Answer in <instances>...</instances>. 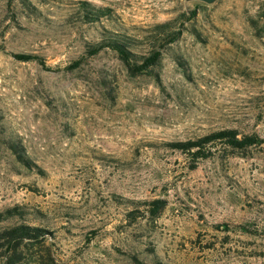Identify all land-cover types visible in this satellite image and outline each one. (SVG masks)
I'll list each match as a JSON object with an SVG mask.
<instances>
[{"label": "rangeland", "instance_id": "rangeland-1", "mask_svg": "<svg viewBox=\"0 0 264 264\" xmlns=\"http://www.w3.org/2000/svg\"><path fill=\"white\" fill-rule=\"evenodd\" d=\"M27 1L0 0V212L22 207L63 264H264V145L219 143L193 170L165 147L223 129L264 139V0ZM77 1L112 13L83 24ZM181 13L187 30L155 76L130 77L109 49L86 53L105 31L138 37ZM156 198L157 217H126Z\"/></svg>", "mask_w": 264, "mask_h": 264}, {"label": "trees", "instance_id": "trees-1", "mask_svg": "<svg viewBox=\"0 0 264 264\" xmlns=\"http://www.w3.org/2000/svg\"><path fill=\"white\" fill-rule=\"evenodd\" d=\"M191 2L195 5H205L199 1ZM20 3L27 9L31 8L27 0H20ZM76 4L77 17L83 24H92L112 13L111 9L97 7L88 1H77ZM194 14L192 11L191 16L194 17ZM185 20H189L187 13H181L174 19L142 30L138 37L128 36L121 32L105 31L98 42L87 44L86 53L88 56H93L102 50L109 49L117 55L130 77L155 76L154 68L160 60L162 51L177 41L184 30H187L184 25ZM12 57L23 63L36 62L43 68L50 70L37 55L13 54ZM80 63V61L74 62L69 66V69L77 68ZM219 143L224 146L225 150L244 152L251 147L264 145V139L257 134L240 136L235 129H223L197 139L166 143L165 147L185 155L190 162V169L193 170L197 162L215 155ZM8 147L23 166L29 169L37 168L27 158L20 143L11 141ZM130 204L136 206V209L126 212V217L130 222L137 219L136 214L144 218L157 217L166 206V202L160 198L139 201L138 203L131 202ZM26 214L28 213L20 206H13L0 212V223L17 219L15 224L0 230V264H20L23 253L34 256L31 257L34 264H63L55 259L51 247L45 245L48 237L53 236L52 232L46 228L26 223L24 221ZM222 228L228 230V227L224 225ZM239 228L242 232H246L245 226ZM23 248H25L24 251ZM153 264L164 263L155 261Z\"/></svg>", "mask_w": 264, "mask_h": 264}, {"label": "water", "instance_id": "water-1", "mask_svg": "<svg viewBox=\"0 0 264 264\" xmlns=\"http://www.w3.org/2000/svg\"><path fill=\"white\" fill-rule=\"evenodd\" d=\"M188 2H191V1H199V2H202V3H205V4H212L214 2H216L217 0H186Z\"/></svg>", "mask_w": 264, "mask_h": 264}]
</instances>
